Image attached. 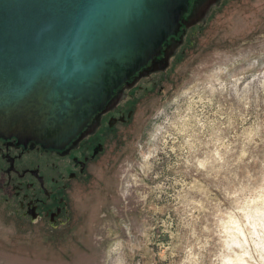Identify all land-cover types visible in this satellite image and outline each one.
<instances>
[{
    "label": "rangeland",
    "instance_id": "374dc122",
    "mask_svg": "<svg viewBox=\"0 0 264 264\" xmlns=\"http://www.w3.org/2000/svg\"><path fill=\"white\" fill-rule=\"evenodd\" d=\"M142 99L130 148L64 224L0 192V264H264V0L212 5Z\"/></svg>",
    "mask_w": 264,
    "mask_h": 264
},
{
    "label": "water",
    "instance_id": "95a60500",
    "mask_svg": "<svg viewBox=\"0 0 264 264\" xmlns=\"http://www.w3.org/2000/svg\"><path fill=\"white\" fill-rule=\"evenodd\" d=\"M218 2L0 0V135L58 148L81 136L118 84L165 68Z\"/></svg>",
    "mask_w": 264,
    "mask_h": 264
},
{
    "label": "flooded vegetation",
    "instance_id": "af4514ba",
    "mask_svg": "<svg viewBox=\"0 0 264 264\" xmlns=\"http://www.w3.org/2000/svg\"><path fill=\"white\" fill-rule=\"evenodd\" d=\"M144 66L113 89L111 100L91 114L81 136L60 148L0 135V192L18 217L58 227L69 219L75 189L101 184L139 133L150 106L142 108V98L165 69L138 76Z\"/></svg>",
    "mask_w": 264,
    "mask_h": 264
}]
</instances>
